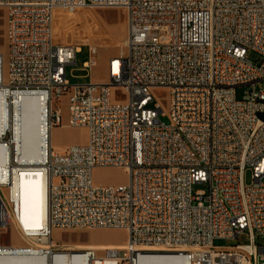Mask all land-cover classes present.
<instances>
[{"label":"built area","instance_id":"built-area-1","mask_svg":"<svg viewBox=\"0 0 264 264\" xmlns=\"http://www.w3.org/2000/svg\"><path fill=\"white\" fill-rule=\"evenodd\" d=\"M0 7L8 42L7 59L0 54V238L16 224L25 241L0 242V255L48 264H63L61 257L71 264L264 263L257 242L264 238V0H0ZM84 7L126 14V50L108 60L104 83L72 84L67 67L83 47L55 39L57 11ZM89 51L87 73L97 65L96 47ZM155 88L170 90L168 112ZM114 89L125 102L113 101ZM26 97L39 99L45 140H52L39 162L24 161L17 147ZM57 126L85 128L88 142L59 150ZM100 167L122 168L128 182L96 184ZM32 177L45 180L42 227L22 217L18 184ZM55 229H118L128 240L103 254L64 251ZM243 235L246 244L215 245Z\"/></svg>","mask_w":264,"mask_h":264},{"label":"rangeland","instance_id":"rangeland-1","mask_svg":"<svg viewBox=\"0 0 264 264\" xmlns=\"http://www.w3.org/2000/svg\"><path fill=\"white\" fill-rule=\"evenodd\" d=\"M7 12L0 7V54L5 59L8 57V42L6 38ZM55 39L59 43L82 46L83 49L78 53L76 65L67 67V79L72 84L86 83L90 80L107 79L108 60L115 55L125 52V40L128 33L127 18L122 8H92L84 7L71 10H59L56 13L54 21ZM96 47L98 54L97 65L92 72L83 70V64L89 59V47ZM249 58L257 62L260 56L255 52L249 53ZM86 74H89L87 77ZM246 88L237 89V97L240 99L244 95ZM155 98L162 104L163 109L168 112L170 108V90L167 88L153 89ZM66 102V97L64 98ZM113 101L121 103L126 101L119 89L113 91ZM168 122V118H161ZM68 121V107L63 108V124ZM53 142L55 146L66 148L71 145H82L88 142V131L82 128H69L67 126H57L53 131ZM94 182L102 185L119 186L128 182V175L122 168H97L93 173ZM246 183H253L252 172L247 170ZM264 184V179L262 180ZM26 185L28 197L26 201L34 206V222L32 225L42 227L43 214L45 211V202L41 193V178H24L20 185ZM19 185V184H18ZM204 185H195L193 190L205 189ZM19 201L23 203L21 189L17 190ZM35 192V194H34ZM40 198L43 206H41ZM20 205V204H19ZM40 208V209H39ZM23 217V215H22ZM42 220V221H41ZM26 224V219L23 217ZM35 223V224H34ZM42 223V225H41ZM54 241L58 248H66V251L73 250L76 245H89L95 248L97 244L117 243L125 244L128 240V233L118 229H55ZM1 244L5 245H23L25 241L21 238L17 230V225L13 224L8 229L1 230ZM247 235L232 240L219 239L215 241L216 246L230 247L237 244L248 243ZM259 245H264V238H257ZM102 249V248H99ZM103 254V250H99ZM259 264H264L262 261Z\"/></svg>","mask_w":264,"mask_h":264},{"label":"bare ground","instance_id":"bare-ground-1","mask_svg":"<svg viewBox=\"0 0 264 264\" xmlns=\"http://www.w3.org/2000/svg\"><path fill=\"white\" fill-rule=\"evenodd\" d=\"M24 103L28 105L26 110L19 114V125L16 122L17 133V147L22 153V159L26 162H39L41 159L42 150L45 147H52V140H45V131L43 129V116L40 111L39 99L36 97H26ZM19 129V130H18ZM7 154H14V145H7ZM41 178V177H40ZM42 186L41 193L45 202V211L43 214V224L47 215V194L45 188V180L41 178ZM20 184V183H19ZM18 189L21 187L18 185ZM22 190V189H21ZM40 209V208H39ZM42 225V223H41ZM126 244V243H125ZM125 244L107 243L97 244L94 249L107 250V249H119ZM72 248L75 251H81L90 249L89 245H76ZM66 248H64V251ZM63 264H71L59 258ZM0 264H48V260L45 258L38 257H20L16 255H0ZM73 264V263H72Z\"/></svg>","mask_w":264,"mask_h":264},{"label":"crops","instance_id":"crops-1","mask_svg":"<svg viewBox=\"0 0 264 264\" xmlns=\"http://www.w3.org/2000/svg\"><path fill=\"white\" fill-rule=\"evenodd\" d=\"M93 82H96V83H104L107 81V79H97V80H92ZM69 128H72V127H69ZM83 129V128H82ZM85 129V128H84ZM59 150H64L65 148H61V147H58L56 146ZM19 186L21 187V192H22V199H23V203H22V214H23V217L26 219V225H32L31 222H34V217H33V213H34V206H31L27 201H26V198L28 197L29 193H28V187L26 185H20ZM35 194V192H34ZM40 203H41V206H43L42 204V201H41V198H40ZM35 224V223H34ZM35 226H37L35 224Z\"/></svg>","mask_w":264,"mask_h":264},{"label":"water","instance_id":"water-1","mask_svg":"<svg viewBox=\"0 0 264 264\" xmlns=\"http://www.w3.org/2000/svg\"><path fill=\"white\" fill-rule=\"evenodd\" d=\"M259 118L264 122V111L259 114Z\"/></svg>","mask_w":264,"mask_h":264}]
</instances>
